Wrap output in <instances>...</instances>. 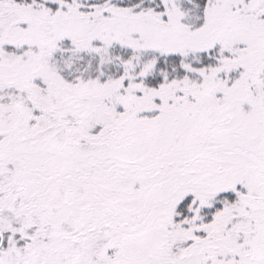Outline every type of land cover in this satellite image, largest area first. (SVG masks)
<instances>
[{"label": "snow or ice", "instance_id": "6c2138e0", "mask_svg": "<svg viewBox=\"0 0 264 264\" xmlns=\"http://www.w3.org/2000/svg\"><path fill=\"white\" fill-rule=\"evenodd\" d=\"M0 264H264V0H0Z\"/></svg>", "mask_w": 264, "mask_h": 264}]
</instances>
